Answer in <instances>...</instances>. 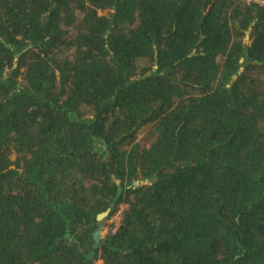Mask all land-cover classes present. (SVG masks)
Masks as SVG:
<instances>
[{
    "label": "trees",
    "instance_id": "1",
    "mask_svg": "<svg viewBox=\"0 0 264 264\" xmlns=\"http://www.w3.org/2000/svg\"><path fill=\"white\" fill-rule=\"evenodd\" d=\"M261 1L0 0V264H264Z\"/></svg>",
    "mask_w": 264,
    "mask_h": 264
},
{
    "label": "water",
    "instance_id": "2",
    "mask_svg": "<svg viewBox=\"0 0 264 264\" xmlns=\"http://www.w3.org/2000/svg\"><path fill=\"white\" fill-rule=\"evenodd\" d=\"M110 213V210H107L103 213H100L98 215V220H103L106 218ZM102 233H103V227H100L97 231L94 232V249H98L102 244ZM92 250L89 254H86V259L88 261L93 260L96 256V251Z\"/></svg>",
    "mask_w": 264,
    "mask_h": 264
},
{
    "label": "rangeland",
    "instance_id": "3",
    "mask_svg": "<svg viewBox=\"0 0 264 264\" xmlns=\"http://www.w3.org/2000/svg\"><path fill=\"white\" fill-rule=\"evenodd\" d=\"M125 208H126V206L125 205H122L121 210L123 211ZM120 220H121V217L120 216L114 215V216H112L110 218V220L108 221V223H114V228H113V230H114V229H116L119 226ZM105 233H106V230L103 229L102 236H104Z\"/></svg>",
    "mask_w": 264,
    "mask_h": 264
},
{
    "label": "built area",
    "instance_id": "4",
    "mask_svg": "<svg viewBox=\"0 0 264 264\" xmlns=\"http://www.w3.org/2000/svg\"><path fill=\"white\" fill-rule=\"evenodd\" d=\"M263 4H264V1H261ZM117 216H120L122 215V210H120L118 213H116Z\"/></svg>",
    "mask_w": 264,
    "mask_h": 264
}]
</instances>
